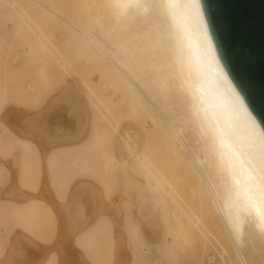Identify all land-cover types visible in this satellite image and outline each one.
I'll list each match as a JSON object with an SVG mask.
<instances>
[{"label":"rangeland","instance_id":"obj_1","mask_svg":"<svg viewBox=\"0 0 264 264\" xmlns=\"http://www.w3.org/2000/svg\"><path fill=\"white\" fill-rule=\"evenodd\" d=\"M100 6L0 0V187L16 170L23 190L48 180L61 203L85 209L86 226L69 229L81 258L64 262L59 245L40 264H224L187 161L143 96L82 36L106 42L111 19ZM12 201L0 199V264L19 260L8 251L15 229L46 243L61 236L43 194Z\"/></svg>","mask_w":264,"mask_h":264},{"label":"bare ground","instance_id":"obj_2","mask_svg":"<svg viewBox=\"0 0 264 264\" xmlns=\"http://www.w3.org/2000/svg\"><path fill=\"white\" fill-rule=\"evenodd\" d=\"M100 2L111 19L110 29L102 28L106 42L82 36L143 96L166 137L187 161L218 226L212 235L221 246L224 264H264V130L228 74L243 113L242 130L228 123L210 127L185 84L181 32H198L203 24L213 42L201 1ZM10 4L16 7L15 2ZM221 132L235 149L230 161H222L216 147Z\"/></svg>","mask_w":264,"mask_h":264},{"label":"water","instance_id":"obj_3","mask_svg":"<svg viewBox=\"0 0 264 264\" xmlns=\"http://www.w3.org/2000/svg\"><path fill=\"white\" fill-rule=\"evenodd\" d=\"M218 57L264 130V0H200Z\"/></svg>","mask_w":264,"mask_h":264},{"label":"clouds","instance_id":"obj_4","mask_svg":"<svg viewBox=\"0 0 264 264\" xmlns=\"http://www.w3.org/2000/svg\"><path fill=\"white\" fill-rule=\"evenodd\" d=\"M185 52L186 87L195 107L210 127L228 123L242 130L243 113L236 92L219 60L214 43L201 24L198 32H181ZM222 161H230L235 153L226 133L216 138Z\"/></svg>","mask_w":264,"mask_h":264},{"label":"crops","instance_id":"obj_5","mask_svg":"<svg viewBox=\"0 0 264 264\" xmlns=\"http://www.w3.org/2000/svg\"><path fill=\"white\" fill-rule=\"evenodd\" d=\"M64 132V130H63ZM25 133L31 134V138L34 142L38 143L43 139L37 132L34 130L25 129ZM28 136V135H25ZM29 137V136H28ZM47 143L51 146H56L59 144L68 143V141L62 140H52L45 139ZM45 145V143H44ZM0 160H2L0 158ZM13 176L10 177V182H12L9 186L5 188L0 187V199H7L9 201L15 200L18 202H26L27 199H30L38 194H43L45 199L49 200L55 215V219H53V225L55 227H59L61 236L57 239H53L52 242L46 243L44 241L34 239L28 233L15 229L9 236L8 241L11 239L9 243L10 251L13 245V254L18 255L19 260L15 261L14 264H40L49 256V254L55 251V249H59V245L65 247L64 252L61 253V259L64 262L68 260V256L71 255L76 259L81 258V252L74 245L75 237L71 240L69 229L77 228L80 229L86 226V215L85 209L83 211L80 210V206L77 208L75 205H71L69 201L61 203L57 197L56 193L49 186L48 180H42V186L40 190L37 192L31 190H23L19 187L18 178L16 174V170L13 171ZM45 180V179H44ZM46 182V183H45ZM45 185V186H44ZM15 205H20V203H16L12 201ZM78 209V210H77ZM11 227L17 226L16 223H11ZM25 226L26 224L23 223ZM35 240V241H34ZM65 245V246H64ZM48 250L50 252H48ZM48 252V253H47ZM13 255V256H14Z\"/></svg>","mask_w":264,"mask_h":264}]
</instances>
